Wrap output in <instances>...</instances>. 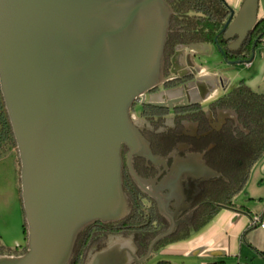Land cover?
<instances>
[{"label": "water", "instance_id": "1", "mask_svg": "<svg viewBox=\"0 0 264 264\" xmlns=\"http://www.w3.org/2000/svg\"><path fill=\"white\" fill-rule=\"evenodd\" d=\"M171 15L165 0H0V94L16 143L28 228L27 253L2 257L0 264H69L83 229L122 220V146L133 180L145 189L131 160L155 158L130 112L165 83ZM168 103L187 105V98ZM182 167L193 179L219 177L203 165ZM162 185L150 195L170 226L145 256L137 258L132 240L118 238L88 264H143L174 234L178 211L169 212L166 202L174 208L178 197L170 189L164 197Z\"/></svg>", "mask_w": 264, "mask_h": 264}, {"label": "trees", "instance_id": "2", "mask_svg": "<svg viewBox=\"0 0 264 264\" xmlns=\"http://www.w3.org/2000/svg\"><path fill=\"white\" fill-rule=\"evenodd\" d=\"M165 3L172 11L163 53V87L166 89L179 88L191 80L190 76L172 78V60L181 48L215 45L225 62L243 64L251 61L255 49L264 44L262 19L255 23L237 48L230 46L235 39H225V33L232 11L225 0H165ZM208 110L212 114L229 110L233 112L235 120L227 121L218 133L209 132L205 111L199 105L193 104L175 109L172 125L177 130L167 132L164 117L167 115V109L150 105L142 107L141 117L150 129V132H145L148 133V141L142 135V127L136 130L158 162L175 151L178 143L187 141V147L197 153V156H202L203 162L207 164L205 166L219 175L206 182V206L201 220L191 229L187 227L179 231L177 223L174 234L159 242L145 263L164 244L183 239L191 230H197L207 223L217 213L219 206H232L235 197L243 191L251 170L264 155V94H257L240 83L230 93L209 105ZM185 123L196 124L199 136L204 135L185 140ZM157 131L163 133L157 134ZM6 147L15 150L16 143L0 94V155ZM15 153L20 173L17 151ZM122 191L127 205L126 216L118 222H95L83 229L77 236L69 264H88L96 253L107 248L118 238L132 240L136 257L140 259L147 253L152 240L168 230L167 220L159 210L155 208L149 211L143 208L144 196L130 178L126 177L124 182L122 176ZM22 212L25 246L20 250H10L0 243V258L20 257L27 253L28 228L23 205Z\"/></svg>", "mask_w": 264, "mask_h": 264}, {"label": "crops", "instance_id": "3", "mask_svg": "<svg viewBox=\"0 0 264 264\" xmlns=\"http://www.w3.org/2000/svg\"><path fill=\"white\" fill-rule=\"evenodd\" d=\"M225 2L234 14L229 33L230 39H235L230 46L235 49L243 33L254 22L264 19V0ZM174 75L190 76L191 80L173 90L169 97H186L187 103L198 104L204 110L240 83L264 94V44L255 49L251 61L243 64L225 62L215 45L181 48L174 60ZM261 224H264V155L251 170L232 206H220L207 223L191 230L183 239L164 244L143 264H264ZM22 241L5 244L0 237V243L10 250L22 249Z\"/></svg>", "mask_w": 264, "mask_h": 264}, {"label": "flooded vegetation", "instance_id": "4", "mask_svg": "<svg viewBox=\"0 0 264 264\" xmlns=\"http://www.w3.org/2000/svg\"><path fill=\"white\" fill-rule=\"evenodd\" d=\"M176 54L172 60V78L186 77V76L179 77L174 75V60ZM175 89H166L163 86H161L157 90L147 94L144 103H141V101L138 100L137 102H135V105L132 106L130 112L131 121L135 129L139 130L140 127L144 129L142 135H144L147 141H148L147 138L148 133L146 134L145 132H150V129L147 123H145L141 117V110L144 105L156 106L159 108L167 109V115L164 116L167 132H173V131L175 132L177 130V128L172 125L174 122L172 115L175 109L180 107H185L188 105H193L189 103H187V105H182V103H173L169 105L168 102H173V100L180 99V97L176 99H171L169 97V94H171L172 91ZM204 111H205V117L207 118L208 121L207 123H208L209 132L218 133L221 131L222 127L227 121L235 120V116L233 112L229 110L216 111L214 114H212L208 110V108ZM221 114H224V116ZM184 129L185 130L183 132V135L185 136L184 137L185 140L191 138L195 139L197 137L204 135L202 134L199 136L197 132V125L194 123H185ZM156 133L159 134L163 132L157 131ZM187 144H189L187 141L178 143L175 151L163 157L164 160H162L161 162L160 161L158 162L155 159V163H151L146 158L141 156L135 157L131 160V167L135 172V174L141 180L145 188L144 189L145 191L142 190L135 183V181L133 180L130 174V170L128 167L129 150L125 146L121 147V160H122L121 171H122L123 181L125 182L127 177V179L130 178L134 182V184L137 186V188L144 196V198H142V206L145 210L150 211L151 209L153 210L156 208L157 210L160 211L158 199L154 195L157 194V191L160 188L159 185L162 181H163L162 186L164 189L163 190L164 197L168 196V194L165 192V190L168 189H170L171 191L170 195L176 196V198L178 197L177 198L178 204L175 205L174 208H173V202L165 201L168 206L167 208L169 212H172L173 209L178 211L177 219H176V224L178 223V231L187 227L191 229L193 225L197 224L201 220L202 218L201 214L205 210V206H206L204 195H205L207 180L205 181L202 178L193 179L189 177L187 173L183 172L184 168L183 167L181 168V165L185 162H189L191 164L200 165V166L201 165L205 166L207 164L203 162V159L201 157L197 156V153L190 150L187 147ZM151 154L154 157V154L152 152ZM172 170H174L175 172L173 171L172 173ZM179 172H182V174L180 173L181 177L178 182L179 184L176 185L174 183L175 182L174 180L176 179V175ZM150 194H154V195H150ZM167 223L169 227L170 222L168 220Z\"/></svg>", "mask_w": 264, "mask_h": 264}, {"label": "rangeland", "instance_id": "5", "mask_svg": "<svg viewBox=\"0 0 264 264\" xmlns=\"http://www.w3.org/2000/svg\"><path fill=\"white\" fill-rule=\"evenodd\" d=\"M15 152L16 149L6 147L0 155V237L5 244L12 245L23 240L24 247L20 173Z\"/></svg>", "mask_w": 264, "mask_h": 264}, {"label": "built area", "instance_id": "6", "mask_svg": "<svg viewBox=\"0 0 264 264\" xmlns=\"http://www.w3.org/2000/svg\"><path fill=\"white\" fill-rule=\"evenodd\" d=\"M246 66H248V64ZM257 222H258V219H255L254 224H256ZM260 229L264 230V224L260 225Z\"/></svg>", "mask_w": 264, "mask_h": 264}]
</instances>
